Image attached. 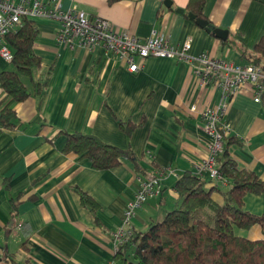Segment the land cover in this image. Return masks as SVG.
Listing matches in <instances>:
<instances>
[{
	"label": "crops",
	"instance_id": "0c3cea01",
	"mask_svg": "<svg viewBox=\"0 0 264 264\" xmlns=\"http://www.w3.org/2000/svg\"><path fill=\"white\" fill-rule=\"evenodd\" d=\"M61 0L88 16L108 20L138 39L153 31L172 44L190 42L193 55L205 53L233 64L249 62L243 52L264 37V0H203L202 14L216 38L186 16L188 0ZM182 9V13L176 9ZM33 51L40 59L36 76L47 84L39 95L23 79L28 96L11 107L16 126L0 127V264H100L113 260V233L121 228L127 202L138 188L134 162L92 169L86 159L63 152L65 135L81 132L118 148H128L138 167L159 173L160 193L135 210L129 231L143 232L176 207L175 180L196 172L207 156L206 134L198 112L216 106L218 94L202 87L189 65L175 59L147 57L136 72L99 47H72L56 41L50 20H35ZM224 42V43H223ZM264 66V58H258ZM11 68L0 58V72ZM4 96L0 88V101ZM141 123L126 136L117 121ZM222 120L232 142L226 145L237 165L264 179V94L254 102L249 87L227 101ZM58 133V134H57ZM145 173V174H146ZM208 186L227 185L208 178ZM78 191L90 196L95 210L80 203ZM212 199L221 202L214 192ZM16 207V212L15 208ZM242 207L264 211V196L247 193ZM249 240L261 238L257 225L234 229Z\"/></svg>",
	"mask_w": 264,
	"mask_h": 264
},
{
	"label": "trees",
	"instance_id": "16d2710c",
	"mask_svg": "<svg viewBox=\"0 0 264 264\" xmlns=\"http://www.w3.org/2000/svg\"><path fill=\"white\" fill-rule=\"evenodd\" d=\"M202 6L203 0H188L185 8L195 18L205 19ZM36 36L37 27L28 19L21 20L16 29L5 36L12 60L11 68L0 72V88L4 92L0 101L1 128L16 126V114L11 105L28 96L23 78L37 95L47 84L48 73L42 79L36 76L40 65L33 51ZM243 55L251 63L264 58V37L253 45L252 54L245 51ZM140 123L117 121L126 136ZM58 133L65 135L62 151L86 159L92 169H109L119 165L122 159H129L140 175L146 173L138 167L128 148H118L81 132L61 130ZM232 140L230 135L223 139L221 153L215 159L218 172L230 188L210 187L207 179L196 172L182 173L174 183L179 196L176 207L160 221L148 224L143 232H131L123 244L115 245L114 261L118 264H264V211L252 214L242 207L243 195L264 196V179L240 167L230 157L226 145ZM214 192L221 196V202L212 199ZM77 194L82 205L92 210L97 208L90 196L79 191ZM14 209L16 212V207ZM253 225L259 227L261 238L249 240L234 232L236 228L246 230ZM8 262L11 264L10 259Z\"/></svg>",
	"mask_w": 264,
	"mask_h": 264
},
{
	"label": "built area",
	"instance_id": "2783aa9c",
	"mask_svg": "<svg viewBox=\"0 0 264 264\" xmlns=\"http://www.w3.org/2000/svg\"><path fill=\"white\" fill-rule=\"evenodd\" d=\"M50 20L55 23V39L68 47L78 45L87 49L102 48L126 65V70L136 72L147 57H163L186 62L190 72L200 86L209 87L219 97L216 106L189 112H198L202 121L201 130L206 134L207 156L198 165L196 173L208 178L225 181L216 168L215 159L220 155L223 139L229 136V127L222 115L227 101L241 87H249L254 102L264 94V66L251 62L233 64L205 53L193 55L189 52L190 42L172 44L163 33L153 31L150 36L138 39L124 29H119L108 20L88 16L82 10L70 5L63 8L61 0H0V58L6 63L12 60L5 36L20 24L21 20ZM159 173H146L138 179V188L127 202L121 217V228L113 233L115 245L125 242L134 212L149 197L160 193ZM100 264H118L114 260Z\"/></svg>",
	"mask_w": 264,
	"mask_h": 264
},
{
	"label": "water",
	"instance_id": "95a60500",
	"mask_svg": "<svg viewBox=\"0 0 264 264\" xmlns=\"http://www.w3.org/2000/svg\"><path fill=\"white\" fill-rule=\"evenodd\" d=\"M163 4L165 7H169L170 2L168 0H164ZM175 11L182 13L183 10L179 8V9H176ZM186 16L189 19L193 20L194 24L197 25L199 28H202L206 32H211V34H213L216 38L220 40H224L226 38L227 36L226 30L213 27L211 24H209V22L206 19L195 18L193 14H191L190 12H187ZM228 188H230V186L226 187V189Z\"/></svg>",
	"mask_w": 264,
	"mask_h": 264
},
{
	"label": "rangeland",
	"instance_id": "374dc122",
	"mask_svg": "<svg viewBox=\"0 0 264 264\" xmlns=\"http://www.w3.org/2000/svg\"><path fill=\"white\" fill-rule=\"evenodd\" d=\"M23 79H26V78H23Z\"/></svg>",
	"mask_w": 264,
	"mask_h": 264
}]
</instances>
